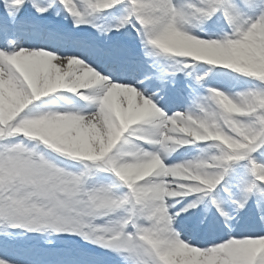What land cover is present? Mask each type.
Returning <instances> with one entry per match:
<instances>
[{
  "label": "snow or ice",
  "instance_id": "obj_1",
  "mask_svg": "<svg viewBox=\"0 0 264 264\" xmlns=\"http://www.w3.org/2000/svg\"><path fill=\"white\" fill-rule=\"evenodd\" d=\"M0 264H264V0H0Z\"/></svg>",
  "mask_w": 264,
  "mask_h": 264
}]
</instances>
